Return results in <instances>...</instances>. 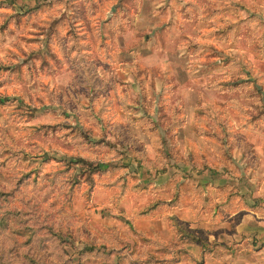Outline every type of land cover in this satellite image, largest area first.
<instances>
[{
    "label": "rangeland",
    "instance_id": "1",
    "mask_svg": "<svg viewBox=\"0 0 264 264\" xmlns=\"http://www.w3.org/2000/svg\"><path fill=\"white\" fill-rule=\"evenodd\" d=\"M259 173L264 0H0V264L188 261Z\"/></svg>",
    "mask_w": 264,
    "mask_h": 264
},
{
    "label": "crops",
    "instance_id": "2",
    "mask_svg": "<svg viewBox=\"0 0 264 264\" xmlns=\"http://www.w3.org/2000/svg\"><path fill=\"white\" fill-rule=\"evenodd\" d=\"M228 182L242 188L229 189L227 201L214 203L211 214L202 210L195 216L187 206L163 215L178 218L185 225L181 234L190 238L183 244L189 259L179 264H264V174L229 177Z\"/></svg>",
    "mask_w": 264,
    "mask_h": 264
}]
</instances>
